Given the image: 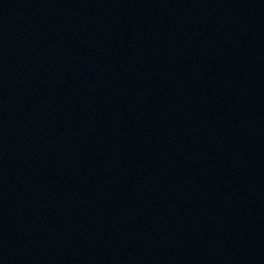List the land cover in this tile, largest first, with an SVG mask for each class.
Wrapping results in <instances>:
<instances>
[{
    "label": "water",
    "instance_id": "95a60500",
    "mask_svg": "<svg viewBox=\"0 0 264 264\" xmlns=\"http://www.w3.org/2000/svg\"><path fill=\"white\" fill-rule=\"evenodd\" d=\"M0 264H264V0H0Z\"/></svg>",
    "mask_w": 264,
    "mask_h": 264
}]
</instances>
